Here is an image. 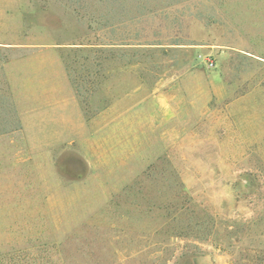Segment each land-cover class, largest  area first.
<instances>
[{"label":"rangeland","instance_id":"rangeland-1","mask_svg":"<svg viewBox=\"0 0 264 264\" xmlns=\"http://www.w3.org/2000/svg\"><path fill=\"white\" fill-rule=\"evenodd\" d=\"M75 8L0 0V264H264V0Z\"/></svg>","mask_w":264,"mask_h":264},{"label":"trees","instance_id":"trees-1","mask_svg":"<svg viewBox=\"0 0 264 264\" xmlns=\"http://www.w3.org/2000/svg\"><path fill=\"white\" fill-rule=\"evenodd\" d=\"M154 1L158 0H72V5L76 7L75 11L81 18L87 17L91 24H97V28H94L91 24H89V27L94 31H98L104 28L114 29L118 25H126L127 22L133 28L136 27L137 23L148 17V11L145 10L149 7L150 2ZM7 92L3 91L2 93L5 94L0 95V112L5 108L4 119L8 126L5 129L12 131V123H18V119L11 97Z\"/></svg>","mask_w":264,"mask_h":264},{"label":"crops","instance_id":"crops-1","mask_svg":"<svg viewBox=\"0 0 264 264\" xmlns=\"http://www.w3.org/2000/svg\"><path fill=\"white\" fill-rule=\"evenodd\" d=\"M0 27H3L2 24H0ZM0 45L1 46H13V45H19V44L14 41H6L5 39L1 40L0 38Z\"/></svg>","mask_w":264,"mask_h":264}]
</instances>
